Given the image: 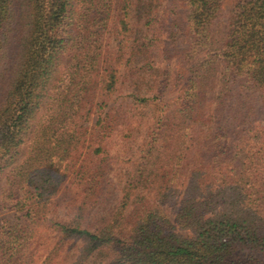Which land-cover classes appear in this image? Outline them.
<instances>
[{
	"label": "trees",
	"instance_id": "16d2710c",
	"mask_svg": "<svg viewBox=\"0 0 264 264\" xmlns=\"http://www.w3.org/2000/svg\"><path fill=\"white\" fill-rule=\"evenodd\" d=\"M135 1L0 0V207L18 216L0 225V264H53L69 239L84 241L76 264L101 249L106 264H264V0H230L225 23L229 0H169L158 16L148 0L133 46ZM163 36L186 43L184 69L108 106L127 49L154 61ZM142 123L134 171L92 228L104 145ZM66 180L81 198L62 220L50 202ZM42 229L56 237L38 256Z\"/></svg>",
	"mask_w": 264,
	"mask_h": 264
},
{
	"label": "rangeland",
	"instance_id": "374dc122",
	"mask_svg": "<svg viewBox=\"0 0 264 264\" xmlns=\"http://www.w3.org/2000/svg\"><path fill=\"white\" fill-rule=\"evenodd\" d=\"M147 1L148 0H136L130 12L129 20L132 29L130 40H134L133 46H135L137 42H140L142 38L141 36L147 33L145 28V12H143L147 10H145L146 7L143 6V2L145 3ZM168 1L169 0H151L150 4L155 10L153 14H156L157 16L160 15L164 11ZM230 6V0L224 3L223 12L220 18L221 23L227 21ZM161 44H164V51L161 53V46L159 47L157 45L156 50L158 53L154 61H150L148 57L144 58V56H142L143 54H140L141 52H139L136 47L127 49H134L133 57L127 65L121 66L118 89L113 94L112 99L108 101V106L113 105L116 110L125 100L129 99L128 96L130 94L141 93L146 90L148 84L151 83V80L155 79L154 77L164 76L165 71L169 72V76H176L175 73L178 70L180 71L184 69V67H182L183 64L180 63V57L182 56L183 49L186 47V43L181 39H178L173 45L163 36ZM114 45L115 41L110 39V47ZM146 60H149V62L146 63ZM171 87L172 84L167 87V99L173 98L176 94L175 90L173 91ZM113 99L114 102H112ZM121 101L122 103H120ZM256 111L257 123L264 129V103L259 102L256 106ZM142 114V120L145 121L149 116L148 109ZM95 118V115L92 116L90 121L84 123V126L91 128ZM144 125L145 124L142 123L140 130H134V135L132 137H122L123 133H118L117 136L105 143L104 146L107 147L109 152L108 167L104 175L101 189L96 194V201L86 210L84 221L90 227L94 228L104 219H107L112 213L115 205L118 203L121 189L134 171L136 161L140 156V149L144 147L142 142ZM84 159L86 163L87 161L91 162L94 158L86 155L84 156ZM138 192L139 194H145L146 190L145 188H141ZM80 198L81 194L79 193V189L70 181L66 180L52 197L50 202V212L62 220H69L75 214ZM6 220L16 221L18 220V216H16L13 210H7L0 207V225ZM55 237V232H52L50 229H42L39 231L36 235V241L33 247L38 256L42 255L54 242ZM83 245L84 241L81 239L67 240L60 255L55 259L53 264H76V260L78 259ZM109 258V252L105 249H101L94 251L78 264H106Z\"/></svg>",
	"mask_w": 264,
	"mask_h": 264
}]
</instances>
